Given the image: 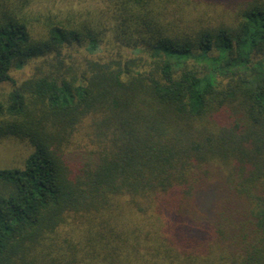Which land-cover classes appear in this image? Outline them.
<instances>
[{"label":"trees","instance_id":"16d2710c","mask_svg":"<svg viewBox=\"0 0 264 264\" xmlns=\"http://www.w3.org/2000/svg\"><path fill=\"white\" fill-rule=\"evenodd\" d=\"M35 1L0 0V264H264V0Z\"/></svg>","mask_w":264,"mask_h":264},{"label":"rangeland","instance_id":"374dc122","mask_svg":"<svg viewBox=\"0 0 264 264\" xmlns=\"http://www.w3.org/2000/svg\"><path fill=\"white\" fill-rule=\"evenodd\" d=\"M72 2V1H71ZM68 0H36L33 4V10L55 11L58 8H64L70 4ZM79 0H74V6ZM36 61H31L21 71L12 72V77L19 83L29 78L34 72ZM10 85H3L1 91L8 92ZM33 152V148L27 140H18L14 138L0 139V170L11 168H22L24 161Z\"/></svg>","mask_w":264,"mask_h":264}]
</instances>
